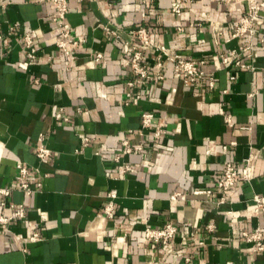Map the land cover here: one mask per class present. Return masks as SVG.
Here are the masks:
<instances>
[{
  "label": "crops",
  "instance_id": "crops-1",
  "mask_svg": "<svg viewBox=\"0 0 264 264\" xmlns=\"http://www.w3.org/2000/svg\"><path fill=\"white\" fill-rule=\"evenodd\" d=\"M174 1L70 0L68 21L81 57L67 73L53 4L0 0V35L10 41L9 48L0 44V188L11 190L8 198L0 196V216L12 213L11 204H24L28 212L0 237V264H264V253L242 237L264 226L253 201L264 196V48L256 52L254 73L234 66L216 71L211 63L242 44L231 38L249 0L230 6L193 0L181 15L172 11ZM108 24L123 33V41L106 38ZM142 24L152 31L153 43L171 54L209 61L204 70L215 72V89L206 82L186 87L168 69L164 82L131 90L124 44L127 31ZM15 25L17 31L10 32ZM31 30L41 48L34 62L19 39ZM263 33L264 14L257 42ZM97 53L104 56L99 63ZM61 108L68 122L56 120ZM223 111L234 116L233 128ZM142 112L155 115L145 132ZM158 129L166 132L160 140L153 137ZM40 134L53 152L43 167L35 156ZM81 135L95 141L82 148ZM126 138L144 151L122 156L123 164L137 170L124 176L114 158ZM248 158L250 183H238L219 205L216 184L226 165ZM19 162L49 174L41 192L27 196L16 190ZM207 191L212 193H200ZM112 192L115 199L109 198ZM175 193L183 198L172 200ZM111 202L113 218L104 214ZM211 222L213 233L207 230ZM170 223L180 227L172 245L146 239L147 227ZM34 230L44 241L29 242Z\"/></svg>",
  "mask_w": 264,
  "mask_h": 264
},
{
  "label": "built area",
  "instance_id": "built-area-1",
  "mask_svg": "<svg viewBox=\"0 0 264 264\" xmlns=\"http://www.w3.org/2000/svg\"><path fill=\"white\" fill-rule=\"evenodd\" d=\"M55 7V12L52 15V22L59 30V41L57 48L66 60L67 73L72 72V64L80 59L81 55L78 52L79 41L77 40L74 30L68 21L70 13V0H49ZM156 0H142L145 5L153 4ZM218 4L230 6L237 2V0H209ZM193 0H175L172 4V11L181 15L185 4L192 3ZM264 14V2L258 0H249L247 12L240 18L236 30L231 39H240L242 44L233 49L229 53H222L216 55L211 63H217L216 71H221L232 66L245 69L247 71L256 72L259 68L256 66V52L260 48H264V33L257 42L258 26ZM17 31V26H12L10 32ZM104 33L106 38L110 41H123V33L113 29L110 24L104 26ZM128 40L124 46L129 52V58L126 60L124 66L130 71V80L127 82L128 87L135 91L136 87L143 82L158 83L166 80V72L168 69L173 71L174 76L181 81L184 86L190 87L202 82H206L210 89H215L217 85L215 72H207L204 70L209 61L195 60L184 54H171L167 47L155 45L152 40V31L144 24L129 29L127 31ZM20 42L23 46L25 57L28 61L34 62L41 56V48L37 42L38 33L36 30L23 33L19 36ZM0 44L5 48L10 47L8 37L0 35ZM104 58L103 54L97 53L95 61L101 62ZM52 59V58H50ZM249 61V62H248ZM235 78L232 77L231 81ZM254 94H251L253 96ZM141 96L136 95V100H140ZM225 123L228 127L235 126L234 116L228 112L222 113ZM57 121L68 122L69 118L66 116L63 108L55 116ZM155 120L154 113H141V132H145L153 128ZM166 135L163 129H158L154 132L153 137L160 140ZM82 148L88 147L93 139L81 135ZM224 150L228 148L223 147ZM143 146H132L129 139L126 138L122 142V148L117 152L114 162L122 165V174L124 176L134 175L137 170L131 164H123L122 156L133 154L136 152H143ZM36 159L41 166H47L51 163L53 152L48 146L47 137L45 134H40L38 138V145L35 152ZM252 160L250 158L244 160L242 164L228 163L224 169L222 176L218 179L216 187L222 193V198L219 205L225 204L232 196L238 183H250V167ZM41 167V168H42ZM39 167H31L25 163L19 162L17 165L18 174L16 176L17 187L16 190L25 193L27 196H32L36 192H41L44 186V180L48 179L49 174L44 173ZM204 194H211L212 191L200 192ZM11 195V190L1 189L0 196L8 198ZM116 194L112 192L109 198L115 199ZM182 194L175 193L171 199L176 201L182 199ZM255 203V215L260 218L264 214V196L256 195L253 199ZM5 207V202L1 203ZM12 213L10 215L0 216V237L6 236L9 232V227L14 222L27 219V209L24 204L10 205ZM104 214L109 218H113L115 214L114 202H111L105 209ZM33 228L36 224H31ZM209 233L216 231V225L211 222L207 225ZM180 227L175 224H166L162 228L152 229L147 227L144 231L145 237L148 241L169 246L174 243ZM243 239L253 245V251L256 253H264V226L259 225L252 232H243ZM44 241L38 230H34L30 236L29 242L37 243ZM203 246L204 242H198ZM25 251V250H24ZM189 258L186 262H190Z\"/></svg>",
  "mask_w": 264,
  "mask_h": 264
}]
</instances>
